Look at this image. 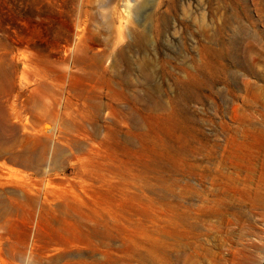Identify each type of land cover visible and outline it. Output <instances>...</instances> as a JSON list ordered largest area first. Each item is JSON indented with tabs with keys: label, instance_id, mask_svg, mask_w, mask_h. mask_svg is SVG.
<instances>
[{
	"label": "rangeland",
	"instance_id": "1",
	"mask_svg": "<svg viewBox=\"0 0 264 264\" xmlns=\"http://www.w3.org/2000/svg\"><path fill=\"white\" fill-rule=\"evenodd\" d=\"M262 41L264 0H0V264H264Z\"/></svg>",
	"mask_w": 264,
	"mask_h": 264
},
{
	"label": "bare ground",
	"instance_id": "2",
	"mask_svg": "<svg viewBox=\"0 0 264 264\" xmlns=\"http://www.w3.org/2000/svg\"><path fill=\"white\" fill-rule=\"evenodd\" d=\"M253 29V28H252ZM252 32V31H251ZM257 32V31H256ZM249 33V32H248ZM247 34V33H246ZM250 34V33H249ZM256 34V33H255ZM255 34H252V36H255ZM249 36V35H248ZM256 36H257V34H256ZM251 37V36H250ZM259 39V38H258ZM250 40H252V38H250ZM255 42H257L256 40H255ZM260 42H261V40H260ZM262 46H264L263 45V41H262ZM244 51H245V49H244ZM246 54H247V52L245 53V56H246ZM134 94V93H133ZM132 94V95H133ZM154 102V101H153ZM156 102V101H155ZM140 103H141V101H140ZM156 105V104H155ZM139 107V106H138ZM156 108H157V106H156ZM136 110V109H135ZM134 113V112H133ZM141 117V116H140ZM141 120V119H140ZM140 131H141V129H140ZM204 143H203V148L200 150V149H198L195 145H193V146H191L190 147V149H189V159H190V161H188V167L189 168H191V169H196V168H199V167H201L202 169H204L205 171H211L210 169V167H209V163H211V160H210V156L211 155H213L214 154V150H216V147L219 145V143L216 141V140H214V139H211V138H204ZM132 143V141H131V139L130 138H127L126 139V144H131ZM263 143H264V140H263ZM246 147H249V146H246ZM204 149H206L208 152L206 153V155L205 156H203V158L201 159V153L204 151ZM205 152V151H204ZM203 154V153H202ZM205 154V153H204ZM185 155V154H184ZM201 155V156H200ZM214 156V155H213ZM206 160H207V163L205 164V162H206ZM210 160V161H209ZM180 166H181V162H180V159L178 160V163H177V165H176V167H177V169H178V171H180ZM177 171V172H178ZM224 173V172H223ZM225 175V174H224ZM227 175V174H226ZM179 178V177H178ZM247 186V185H246ZM261 186L259 185V187H257V191L254 193V191H253V193L257 196V197H261L263 194H264V188H262V190H261ZM241 189H242V187H241ZM240 189V190H241ZM249 190V189H248ZM241 191H243V190H241ZM244 191H246V190H244ZM243 191V192H244ZM245 193H247V192H245ZM253 194V195H254ZM254 197V196H253ZM257 199V198H256ZM254 200H255V198H254Z\"/></svg>",
	"mask_w": 264,
	"mask_h": 264
}]
</instances>
